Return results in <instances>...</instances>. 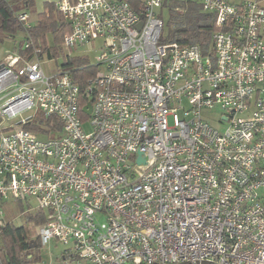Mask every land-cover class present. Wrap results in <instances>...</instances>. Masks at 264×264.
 <instances>
[{
  "label": "built area",
  "instance_id": "obj_1",
  "mask_svg": "<svg viewBox=\"0 0 264 264\" xmlns=\"http://www.w3.org/2000/svg\"><path fill=\"white\" fill-rule=\"evenodd\" d=\"M193 1L216 26L205 51L161 40L164 0H57L67 55L101 38L86 84L0 61V118L31 110L0 129V201L43 212L62 264H264V6ZM51 114L59 131L21 126Z\"/></svg>",
  "mask_w": 264,
  "mask_h": 264
},
{
  "label": "trees",
  "instance_id": "obj_2",
  "mask_svg": "<svg viewBox=\"0 0 264 264\" xmlns=\"http://www.w3.org/2000/svg\"><path fill=\"white\" fill-rule=\"evenodd\" d=\"M30 2L28 0H0V38L6 34L11 35L18 29L25 31L23 42L16 50L27 57L56 58L59 51L63 34L69 30V23L57 10L55 2H44L43 8L37 13V19L28 28L23 27L17 20L20 11H27ZM168 11V29L162 33L161 40H177L181 43L196 42L205 51L210 38V33L216 29L213 23L212 14L201 9L199 3L193 0H164L160 15L163 17L164 10ZM51 33L54 39L53 44H48L46 34ZM30 39L28 47L24 46V41ZM68 69L70 75L81 86L94 72V65L87 55L64 57L58 70ZM57 70V71H58ZM85 102L87 99H82ZM22 127L33 130L39 135L50 134L61 129V121L57 116L35 117L33 122L22 124ZM8 129V128H5ZM7 201H0V206ZM22 209V202L15 201ZM24 222L15 224L8 220L5 224H0V264H33L37 259V248L39 240L35 236V225L44 220L42 211L27 213ZM34 247H30L33 241Z\"/></svg>",
  "mask_w": 264,
  "mask_h": 264
},
{
  "label": "rangeland",
  "instance_id": "obj_3",
  "mask_svg": "<svg viewBox=\"0 0 264 264\" xmlns=\"http://www.w3.org/2000/svg\"><path fill=\"white\" fill-rule=\"evenodd\" d=\"M16 1V0H15ZM56 2L57 0H51L49 2ZM232 2H238L241 0H229ZM261 4L264 6V0H260ZM44 3H42L41 6H43ZM40 6V7H41ZM43 8V7H42ZM41 11L40 8H37L35 5L31 7H27V13H28V23L30 25H33L37 19V13ZM168 11L167 9L164 10L163 14V29H168ZM25 36V31L23 29L16 30L11 35L4 34L0 38V61L4 58L5 54L8 52H13L16 48L19 47V45L23 42ZM46 40L48 44H53L54 39L51 33L46 34ZM101 44V38H96L94 41L90 44H83L76 48H72L70 51V56H79V55H87L92 63L95 62L96 54L99 52V46ZM67 51L61 47V42L59 46L58 55L56 58H47V57H41L40 62L43 70L47 73H55L61 63L64 60V57L66 56ZM9 94L8 96H10ZM6 96V97H8ZM31 110H26L22 113L21 116H17L13 119H3L0 118V129L3 131L5 128L9 126H13L15 122L18 120V118L27 115L30 113ZM203 115L205 119H207L209 122L214 123V121L217 118V115L220 112V109L218 107H213L211 109H203L202 110ZM39 115H35V117H38ZM84 129L86 131L89 130L90 125L88 124V119L86 118L83 123ZM41 137L45 135H40ZM31 204H33L30 201ZM25 203H22V209L19 208V205L14 200H8L2 207L3 210V216L6 219V221L11 220L15 224H20L24 222V216L27 213H35V209L30 208L27 211ZM63 243L55 240L50 239L48 243L41 244L39 242L38 248H37V259L34 261L33 264H62L61 260V254L64 248H66Z\"/></svg>",
  "mask_w": 264,
  "mask_h": 264
},
{
  "label": "crops",
  "instance_id": "obj_4",
  "mask_svg": "<svg viewBox=\"0 0 264 264\" xmlns=\"http://www.w3.org/2000/svg\"><path fill=\"white\" fill-rule=\"evenodd\" d=\"M28 1L30 2L29 7L35 5L37 8H40V10H42V7H43V6H41L42 3L47 2V1H51V0H28ZM236 2H237V1H236ZM40 6H41V7H40Z\"/></svg>",
  "mask_w": 264,
  "mask_h": 264
},
{
  "label": "water",
  "instance_id": "obj_5",
  "mask_svg": "<svg viewBox=\"0 0 264 264\" xmlns=\"http://www.w3.org/2000/svg\"><path fill=\"white\" fill-rule=\"evenodd\" d=\"M83 110H84L85 112H89V110H90V104L87 103V104L83 107ZM140 159H142V158L140 157ZM35 245H36V241L34 240L33 243L30 245V247H34Z\"/></svg>",
  "mask_w": 264,
  "mask_h": 264
}]
</instances>
